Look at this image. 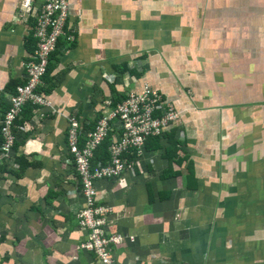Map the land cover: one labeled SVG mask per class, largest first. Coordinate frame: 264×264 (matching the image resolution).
<instances>
[{"label": "crops", "instance_id": "1", "mask_svg": "<svg viewBox=\"0 0 264 264\" xmlns=\"http://www.w3.org/2000/svg\"><path fill=\"white\" fill-rule=\"evenodd\" d=\"M23 1L0 0V139L37 47ZM68 28L75 42L60 39L42 90L50 104L19 130L18 156L32 165L0 167V264H101L80 247L89 233L69 123L93 129L146 83L179 112L181 146L170 156L164 143L98 184L97 205L112 211L102 230L125 238L111 256L264 264V0H71Z\"/></svg>", "mask_w": 264, "mask_h": 264}, {"label": "built area", "instance_id": "2", "mask_svg": "<svg viewBox=\"0 0 264 264\" xmlns=\"http://www.w3.org/2000/svg\"><path fill=\"white\" fill-rule=\"evenodd\" d=\"M70 7L71 0H48L41 6L38 5V0H25L24 18L31 16L37 18L34 28L37 47L32 59L26 65V84L19 86L18 93L12 95L11 109L6 113L2 123L7 144L4 147L6 153L3 152L0 155V165L11 157V150L16 141L14 128L25 105L29 102L38 106L50 104L41 89L45 85L54 52L61 38L71 44L76 39L75 30L68 28ZM130 100L134 103H128ZM170 104L159 90L150 84H145L141 92H134L131 99L119 103L112 111L113 116L105 114L102 116L94 132L89 134V146L83 150L78 147L80 124L76 119H70L71 130L68 141L81 177L82 193L89 207L80 217L81 226L91 231L88 240L80 247L94 251L101 264H117L110 254L109 246L116 243L118 239L122 240V237L120 235L106 237L102 230L106 222L105 217L110 212L102 211V208L97 205L98 184L103 180H117L128 172H133V166L138 165L145 152L148 137L164 135L172 123L178 121L179 112ZM126 114L132 117L129 123L126 122ZM118 118H123L122 126L113 127V121ZM116 128L118 131L124 130V134L122 140L111 146V160L105 165L92 169L91 160L94 159L95 148L103 143L102 141ZM132 152L136 153L135 160L130 161L125 154ZM69 162L71 163V160Z\"/></svg>", "mask_w": 264, "mask_h": 264}, {"label": "trees", "instance_id": "3", "mask_svg": "<svg viewBox=\"0 0 264 264\" xmlns=\"http://www.w3.org/2000/svg\"><path fill=\"white\" fill-rule=\"evenodd\" d=\"M51 67L49 69V73L48 75L46 76V78L49 76L50 72H51ZM45 78V79H46ZM26 84V81L22 82V83H15L12 85V90L14 91V93L12 95H16L18 93V88L19 86L21 85H25ZM47 84V83H46ZM44 87V86H43ZM43 87L41 90H43ZM127 98V97H126ZM126 98H123L120 100V98L117 100V104H115L116 106L113 108L116 109L117 105L121 102H123ZM168 102V101H167ZM40 106L38 105H35L33 104V102H29L25 105V107L23 108V112L20 116V118L17 120L16 122V125H15V128H14V133H15V136H16V141H15V144L13 146V149L11 150V157L6 159L4 161V163L7 164V166L5 167L6 169H9L11 166L12 167H19L21 170H25L26 168L30 167L32 165V163H30L26 157L24 156H18V151H19V148L20 146L24 143L21 141V138H19V130L23 129V127L26 126V124L28 123V121L30 119H32V117L34 116L35 114V111L39 109ZM6 113L11 109V102L8 103V105H6ZM6 115V114H5ZM104 114H102L98 120H96L95 124H94V128H90V129H86L85 127H83L81 124H80V128L78 130V143H79V149L80 150H83L84 148H86L87 146H89V141H90V136L89 134L93 133L94 130L96 129V126L98 125V123L100 122L102 116ZM5 118V117H4ZM177 122V121H176ZM176 122H173L172 125L169 127V128H174L172 130H168L164 133V135H161V136H158V135H151L148 137L147 139V142H146V145H145V152L147 151H152L154 149H160V148H163L164 146V143L165 145H170V147L172 146V148H174L173 150L171 149H167V153L171 156L173 153H177V149L181 146V144L174 139V133H175V127L177 126V124H175ZM174 124H175V127H174ZM68 140H69V132L71 130L70 126H69V129H68ZM124 134V130H120L118 131L117 128L115 131L111 132L110 135L104 140L102 141L103 143H101L99 146H97L94 150V159L91 160V168L94 169L96 167H99L100 165H105L107 164L110 160H111V146L116 143L117 141L119 140H122V136ZM7 144V139L2 131V128H1V139H0V155L4 152H5V145ZM172 144H175V145H172ZM68 146H69V160H71V163L72 165L75 166V169H76V172L80 177L78 171H77V166H76V162H75V158H74V155L72 154L71 152V147L69 145V141H68ZM144 152V154H145ZM143 154V155H144ZM127 157L128 160L130 161H133L135 160V155L136 153L132 152L131 154H125ZM141 159V158H140ZM175 161V159H174ZM3 163V164H4ZM3 164L0 165V167L3 166ZM176 173L173 172V170H171L170 168H167L166 169V172H164L163 174V177H167V176H171V175H174ZM181 174V173H179ZM175 175V177H178V175ZM174 176H171L170 177V184L173 180ZM165 179V178H164ZM115 179L113 180H110V181H114ZM80 183H81V179H80ZM79 193L82 194V196L84 197L83 193H82V183L80 185V191ZM78 221H79V226L80 228L88 231V229L86 228H83L81 226V219L79 218L78 216ZM94 252V251H93ZM97 256V255H96ZM116 261V260H115Z\"/></svg>", "mask_w": 264, "mask_h": 264}, {"label": "rangeland", "instance_id": "4", "mask_svg": "<svg viewBox=\"0 0 264 264\" xmlns=\"http://www.w3.org/2000/svg\"><path fill=\"white\" fill-rule=\"evenodd\" d=\"M25 5V0L23 1V6ZM146 84H149V83H146ZM145 85V84H144ZM151 85V84H150ZM134 93V92H133ZM133 93H131V94H129L128 95V97L124 100V101H128L129 99H131V95L133 94ZM128 103H134V101L133 100H130ZM136 103H135V108H136ZM171 105V104H170ZM172 106V105H171ZM173 107V106H172ZM105 115L106 116H113L114 115V112H106L105 113ZM180 115V114H179ZM131 116L130 115H128V114H126L125 115V119H126V122L127 123H129L130 122V120H131ZM71 119H76L75 117H71ZM77 120V119H76ZM78 121V120H77ZM122 121H123V118H118V119H116V120H114L113 121V127H119V126H122ZM79 122V121H78ZM79 124H80V122H79ZM69 126H70V123H69ZM139 162H140V160H139ZM70 163V162H69ZM137 166V164L135 165V166H133V170L135 169V167ZM105 181H110V180H105ZM99 185H101V184H99ZM87 208H89L88 207V205H86V204H84V209H82L80 212H79V214H78V216H79V218L81 217V215L83 214V212H85V210L87 209ZM102 208V211H106V212H112L111 211V208L110 207H101ZM103 222H105L104 220H102ZM89 234L91 233V231L90 230H88L87 231ZM89 236V235H88ZM122 237V240H124L125 238H124V236L122 235L121 236ZM122 240L121 239H118L117 241H116V243H114L115 245H121L122 244ZM112 247H113V245H112ZM86 249V248H85ZM86 250H89V249H86Z\"/></svg>", "mask_w": 264, "mask_h": 264}]
</instances>
